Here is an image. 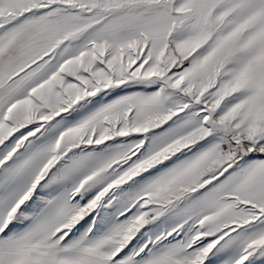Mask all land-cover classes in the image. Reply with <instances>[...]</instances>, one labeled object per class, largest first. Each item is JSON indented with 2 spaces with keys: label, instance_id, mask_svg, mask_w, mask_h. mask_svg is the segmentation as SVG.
Returning a JSON list of instances; mask_svg holds the SVG:
<instances>
[{
  "label": "snow or ice",
  "instance_id": "1",
  "mask_svg": "<svg viewBox=\"0 0 264 264\" xmlns=\"http://www.w3.org/2000/svg\"><path fill=\"white\" fill-rule=\"evenodd\" d=\"M0 264H264V0H0Z\"/></svg>",
  "mask_w": 264,
  "mask_h": 264
}]
</instances>
